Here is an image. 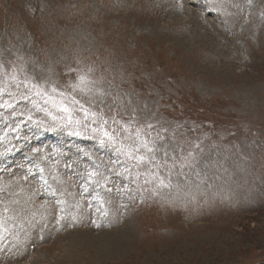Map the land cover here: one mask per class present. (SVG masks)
<instances>
[{
    "label": "rangeland",
    "instance_id": "obj_1",
    "mask_svg": "<svg viewBox=\"0 0 264 264\" xmlns=\"http://www.w3.org/2000/svg\"><path fill=\"white\" fill-rule=\"evenodd\" d=\"M0 89V264H264V0H0ZM73 98L195 167L118 175Z\"/></svg>",
    "mask_w": 264,
    "mask_h": 264
},
{
    "label": "snow or ice",
    "instance_id": "obj_2",
    "mask_svg": "<svg viewBox=\"0 0 264 264\" xmlns=\"http://www.w3.org/2000/svg\"><path fill=\"white\" fill-rule=\"evenodd\" d=\"M15 79V77H12ZM80 82V91H85L88 84V77L86 74L80 75L78 77ZM33 88H36L34 95L37 97H44V103L48 104L51 103L53 107L58 108L61 112L67 114V121L69 124H75L77 127H79L82 123L81 120H73L72 118V111L73 109L70 108L66 103H64L63 100H61L59 103H57L54 96L50 95L48 92L44 91L43 89L39 88L38 85H32ZM76 87V86H74ZM0 91H3L0 89ZM52 93H56L57 89L55 87L51 88ZM61 97H64V93H59ZM21 99L23 100H29L30 97L28 95H21ZM31 103L36 106L37 108L40 107L37 100L33 99L31 100ZM72 104H80L78 100L75 98L72 99ZM0 107L5 108H12L13 102L10 101H4L3 104H0ZM42 111L47 112L48 115H52L51 111H49L47 108L40 109ZM79 110L83 113V120L87 121L89 118H91L93 124H99V127H93L92 131L94 133H98V140L99 144L101 146H107L114 149L115 153L118 156H123L127 161L130 163L127 167L123 168L122 173H118V175H123L125 173L128 174V176L133 177V182H137L140 180L141 176H143V183L145 185L156 182L160 187H169L171 185V175H172V169L179 167L181 170L184 168H194L195 167V152L189 151L186 155H181L179 158L173 153L171 157L169 156V151L165 147L164 149H161L156 142V139H150L149 137L152 135L151 130L153 129L152 124H147L143 128L138 127L134 131L131 128V122L128 124H124L122 126V131L124 135H119L116 133L115 129H112L111 131L106 127L108 124V120L103 119L102 117L98 116V113L90 111L87 107H85L83 104H80ZM28 119L31 120L32 117L29 114ZM53 119H58V117L53 116ZM113 123H116V121H113ZM87 126V125H85ZM163 131H167L164 129ZM73 135L80 136L82 133L80 131H74L72 132ZM119 136V139H118ZM156 136L162 141L165 138L159 133L156 134ZM195 147H199V145H196ZM158 151H163L162 158H158L156 153ZM85 155H89L88 153H85ZM116 163H120L119 160L116 161ZM144 168V171L141 172L140 169ZM133 169H135V172L133 173ZM161 169L167 170V176L161 175ZM39 171L41 173L44 172L43 168H40ZM100 173L97 171L96 168H90L86 172V183L91 181L96 183V185L99 187L100 181L99 179H96ZM41 179H43V176H41ZM105 181H107V177L104 178ZM47 181H45V184ZM2 190V189H0ZM87 190V189H85ZM97 197L99 198V194H97ZM60 203H63L61 201ZM8 209L5 208V212H7ZM6 230L4 220H0V231Z\"/></svg>",
    "mask_w": 264,
    "mask_h": 264
}]
</instances>
